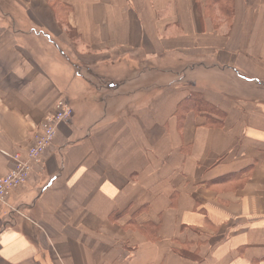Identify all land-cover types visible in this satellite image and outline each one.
I'll use <instances>...</instances> for the list:
<instances>
[{
	"label": "crops",
	"instance_id": "0c3cea01",
	"mask_svg": "<svg viewBox=\"0 0 264 264\" xmlns=\"http://www.w3.org/2000/svg\"><path fill=\"white\" fill-rule=\"evenodd\" d=\"M242 77L264 0H0V178L73 109L0 209V264H264V104L219 88Z\"/></svg>",
	"mask_w": 264,
	"mask_h": 264
},
{
	"label": "built area",
	"instance_id": "2783aa9c",
	"mask_svg": "<svg viewBox=\"0 0 264 264\" xmlns=\"http://www.w3.org/2000/svg\"><path fill=\"white\" fill-rule=\"evenodd\" d=\"M72 115V108L65 101H58L53 114L47 116L40 125L32 146L24 156L4 153L13 161L14 168L0 178V209L7 206L12 212H18L17 209L8 205L11 193L26 183L33 166L41 162L43 153L52 145L57 127L67 123Z\"/></svg>",
	"mask_w": 264,
	"mask_h": 264
},
{
	"label": "rangeland",
	"instance_id": "374dc122",
	"mask_svg": "<svg viewBox=\"0 0 264 264\" xmlns=\"http://www.w3.org/2000/svg\"><path fill=\"white\" fill-rule=\"evenodd\" d=\"M58 11H59V16L61 18L60 23H62L63 22V19H62L63 18V11L61 10V8ZM55 16H56V20L58 21V19H57L58 13H56ZM33 28L34 29H33L32 35L34 36V38H37L36 32H40V30L37 29L36 27H33ZM41 37H43L44 39L46 38L44 35H41ZM177 65H178V63H177ZM172 71H174V70H172ZM196 79L201 85H203L204 87L208 88L209 90L213 91L216 95H218V89L216 86V78L202 79V78L198 77ZM172 80H174V79H169L166 83L169 84ZM241 81L246 82L247 86H245L242 83L240 92L237 91L239 86L235 83H232V84L224 83V85L219 86V88L224 89V90L232 89V91H234L233 96L240 98L241 101H244V100H247L250 102L251 101H259V102H262L264 104V83L262 81H260L259 79L254 81L252 79H245L243 77L241 78ZM162 84H164L163 80H162ZM117 116H118V114H117ZM26 214L29 216L28 212L21 210V212H19V214H17V215L20 217H23L24 219H26L27 221L30 222V219L27 217ZM17 215L15 214V216H17Z\"/></svg>",
	"mask_w": 264,
	"mask_h": 264
}]
</instances>
